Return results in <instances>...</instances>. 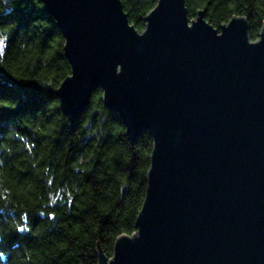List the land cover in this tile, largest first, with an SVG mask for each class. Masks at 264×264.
Segmentation results:
<instances>
[{
	"label": "water",
	"instance_id": "95a60500",
	"mask_svg": "<svg viewBox=\"0 0 264 264\" xmlns=\"http://www.w3.org/2000/svg\"><path fill=\"white\" fill-rule=\"evenodd\" d=\"M41 2L64 38L69 124L100 87L130 142L152 139L136 231L97 264H264V22L250 40L244 16L215 28L157 0L138 31L121 0Z\"/></svg>",
	"mask_w": 264,
	"mask_h": 264
},
{
	"label": "trees",
	"instance_id": "16d2710c",
	"mask_svg": "<svg viewBox=\"0 0 264 264\" xmlns=\"http://www.w3.org/2000/svg\"><path fill=\"white\" fill-rule=\"evenodd\" d=\"M138 31L157 0H121ZM215 28L248 20L256 40L264 0H185ZM0 264H97L136 231L152 139L132 144L100 87L75 125L55 90L70 73L64 38L41 0H0Z\"/></svg>",
	"mask_w": 264,
	"mask_h": 264
}]
</instances>
